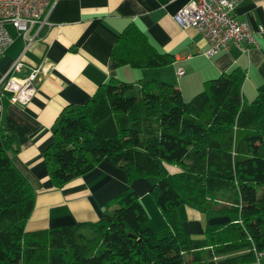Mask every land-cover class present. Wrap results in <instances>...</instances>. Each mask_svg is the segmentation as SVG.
Instances as JSON below:
<instances>
[{
	"label": "trees",
	"instance_id": "1",
	"mask_svg": "<svg viewBox=\"0 0 264 264\" xmlns=\"http://www.w3.org/2000/svg\"><path fill=\"white\" fill-rule=\"evenodd\" d=\"M111 57L132 69L166 67L136 28L119 36ZM245 78L234 70L204 82L184 101L173 85L142 79L109 80L82 106L57 116L43 153L55 188L93 170L103 159L119 166L127 189L95 223L26 229L35 193L11 155L16 134L0 124V264H244L264 252V89L243 101ZM163 165L177 168L170 180ZM149 191L167 225L152 228L136 179ZM190 205L229 223L207 226L200 238L181 227L178 208Z\"/></svg>",
	"mask_w": 264,
	"mask_h": 264
},
{
	"label": "crops",
	"instance_id": "2",
	"mask_svg": "<svg viewBox=\"0 0 264 264\" xmlns=\"http://www.w3.org/2000/svg\"><path fill=\"white\" fill-rule=\"evenodd\" d=\"M188 2L56 0L48 18L50 26L44 27L37 39L30 43L31 34L25 39L18 31L10 34L12 42L0 58V80L19 56L21 71L7 77L22 79L37 65L49 67L25 106L11 103L10 94L0 91V124L16 134L19 144L11 158L35 193L28 231L95 223L107 205L127 189L125 173L107 158L62 188L53 186L43 161L59 113L69 105H84L99 86L112 79L133 84L152 79L173 85L184 101H190L204 82L239 70L245 74L241 87L244 102H252L264 89V0H244L234 12L236 20L245 23L253 35L256 46L230 45L212 57L205 56L209 46L195 29H182L174 21ZM129 26L142 33L159 53L171 54L172 64L154 69L118 66L111 52ZM179 70L182 75H178ZM258 125L264 129V117ZM169 168L171 174L177 170ZM154 182L153 178L136 179L131 188L147 211L152 228L158 231L167 224L149 195ZM178 216L183 230L195 238L202 237L207 226L229 223L228 217H215L184 204L178 208ZM244 264H264V252Z\"/></svg>",
	"mask_w": 264,
	"mask_h": 264
},
{
	"label": "built area",
	"instance_id": "3",
	"mask_svg": "<svg viewBox=\"0 0 264 264\" xmlns=\"http://www.w3.org/2000/svg\"><path fill=\"white\" fill-rule=\"evenodd\" d=\"M55 1L0 0V58L12 42L6 25L23 32L24 39L31 34L29 39L31 43L37 39L38 33L44 27L50 26L48 18ZM242 1L244 0H189L175 15L174 21L182 29L193 28L202 36L209 46L205 53L207 57L228 49L230 45L243 44L253 47L256 46L253 35L245 23L237 21L234 15L236 6ZM22 67V58L19 56L0 80V91L10 94L11 103L25 106L35 96L37 82L48 74L49 67L37 65L22 79L7 77L10 72L21 71ZM182 74V70H179L178 75ZM259 257L261 253L257 255V258Z\"/></svg>",
	"mask_w": 264,
	"mask_h": 264
},
{
	"label": "rangeland",
	"instance_id": "4",
	"mask_svg": "<svg viewBox=\"0 0 264 264\" xmlns=\"http://www.w3.org/2000/svg\"><path fill=\"white\" fill-rule=\"evenodd\" d=\"M11 25H6V29H7V31L9 32V35L11 34H17L18 32L21 34V36H22V34H23V32H20V31H18V30H16L15 28H13L12 26L10 27ZM18 31V32H17ZM17 32V33H16ZM29 36H27V38H28ZM163 167V169H164V171L166 172V174H167V177L169 178V180H170V177H171V171H170V168H169V166H167V165H163L162 166ZM151 198V197H150ZM152 199V198H151ZM152 201H153V203L155 204V201L152 199ZM146 202L147 201H145V204H146ZM143 206V205H142ZM155 206L157 207V205L155 204ZM159 211V214L161 215V217L165 220V217L163 216V214L160 212V210H158ZM147 212V211H146ZM153 211H151L150 210V213H152ZM149 213V214H150ZM148 214V213H147ZM167 224V223H166ZM182 227V226H181ZM163 228L164 227H160L159 229H158V231H161V230H163Z\"/></svg>",
	"mask_w": 264,
	"mask_h": 264
}]
</instances>
